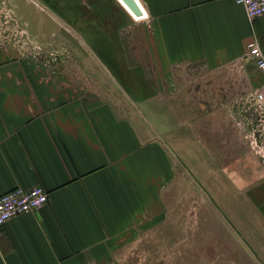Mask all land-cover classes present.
Masks as SVG:
<instances>
[{"label": "crops", "instance_id": "obj_1", "mask_svg": "<svg viewBox=\"0 0 264 264\" xmlns=\"http://www.w3.org/2000/svg\"><path fill=\"white\" fill-rule=\"evenodd\" d=\"M138 1L143 51H120L117 59L116 52L90 51L106 71H138L161 88L170 85L176 65L209 73L229 65L242 73L244 67L233 82L237 88L264 82L246 57L252 39L264 52V13L250 18L234 0ZM104 82L88 93L65 68L51 73L0 51V194L35 185L49 192L44 206L0 225V264H105L121 241L160 212L173 162L164 142L170 130L153 123L156 135L148 140L141 92L137 99L120 79L122 92L114 81ZM130 97L138 111H131Z\"/></svg>", "mask_w": 264, "mask_h": 264}, {"label": "rangeland", "instance_id": "obj_2", "mask_svg": "<svg viewBox=\"0 0 264 264\" xmlns=\"http://www.w3.org/2000/svg\"><path fill=\"white\" fill-rule=\"evenodd\" d=\"M133 16L123 0H0V51L51 73L65 68L88 93L108 80L122 92L120 79L137 99L141 92L148 140L156 135L153 123L170 130L164 142L173 162L160 212L105 264H264V110L255 87L233 86L242 72L229 65L211 73L176 65L161 88L138 71H106L90 51L116 52L115 59L120 51H143L145 23Z\"/></svg>", "mask_w": 264, "mask_h": 264}, {"label": "built area", "instance_id": "obj_3", "mask_svg": "<svg viewBox=\"0 0 264 264\" xmlns=\"http://www.w3.org/2000/svg\"><path fill=\"white\" fill-rule=\"evenodd\" d=\"M245 7L247 15L254 18L264 13V0H234ZM246 57L255 61L264 74V52L257 39L247 44ZM254 101L264 110V83L252 92ZM49 200V192L42 185L32 187L16 186L0 194V225L8 219L29 211H36Z\"/></svg>", "mask_w": 264, "mask_h": 264}, {"label": "water", "instance_id": "obj_4", "mask_svg": "<svg viewBox=\"0 0 264 264\" xmlns=\"http://www.w3.org/2000/svg\"><path fill=\"white\" fill-rule=\"evenodd\" d=\"M128 7L135 13L136 16H143L144 11L138 0H124Z\"/></svg>", "mask_w": 264, "mask_h": 264}, {"label": "bare ground", "instance_id": "obj_5", "mask_svg": "<svg viewBox=\"0 0 264 264\" xmlns=\"http://www.w3.org/2000/svg\"><path fill=\"white\" fill-rule=\"evenodd\" d=\"M124 1V0H123ZM125 2V1H124ZM127 5V4H126ZM128 6V5H127ZM134 13V12H133ZM135 14V13H134ZM139 17V16H138ZM139 18H141V17H139Z\"/></svg>", "mask_w": 264, "mask_h": 264}]
</instances>
